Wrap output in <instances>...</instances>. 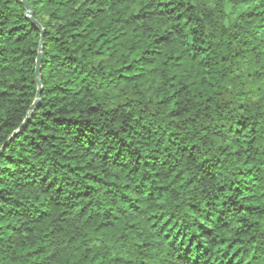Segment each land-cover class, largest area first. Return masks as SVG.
Here are the masks:
<instances>
[{
	"label": "trees",
	"instance_id": "obj_1",
	"mask_svg": "<svg viewBox=\"0 0 264 264\" xmlns=\"http://www.w3.org/2000/svg\"><path fill=\"white\" fill-rule=\"evenodd\" d=\"M27 1L42 29L0 0V263L264 264V0Z\"/></svg>",
	"mask_w": 264,
	"mask_h": 264
},
{
	"label": "water",
	"instance_id": "obj_2",
	"mask_svg": "<svg viewBox=\"0 0 264 264\" xmlns=\"http://www.w3.org/2000/svg\"><path fill=\"white\" fill-rule=\"evenodd\" d=\"M22 1H23L24 5H25V8L27 10V13H26L27 17L30 20H32L39 27V29H42L40 24L33 18V11L31 9L28 1L27 0H22ZM43 50H44V33L42 32V39H41V43H40V47H39V53H38L37 65H36V76H37V83H38V87L39 88H38L36 100H35L34 104L31 107V111H33L37 107V105L40 103V100H41V91H42L41 63H42V59H43ZM31 111L29 112L25 122L21 125V127L17 131H15L14 136L16 134H18L19 132H21L22 130H24V128L27 126V123L29 122V118H30V115H31ZM2 152H3V149L0 151V154Z\"/></svg>",
	"mask_w": 264,
	"mask_h": 264
}]
</instances>
